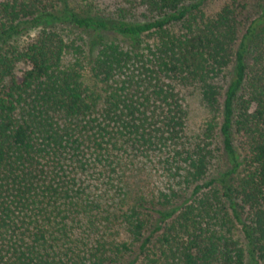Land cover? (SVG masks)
Masks as SVG:
<instances>
[{
  "label": "trees",
  "instance_id": "trees-1",
  "mask_svg": "<svg viewBox=\"0 0 264 264\" xmlns=\"http://www.w3.org/2000/svg\"><path fill=\"white\" fill-rule=\"evenodd\" d=\"M209 1L0 0V264H264V0Z\"/></svg>",
  "mask_w": 264,
  "mask_h": 264
},
{
  "label": "rangeland",
  "instance_id": "rangeland-1",
  "mask_svg": "<svg viewBox=\"0 0 264 264\" xmlns=\"http://www.w3.org/2000/svg\"><path fill=\"white\" fill-rule=\"evenodd\" d=\"M99 1H100V3L98 5L102 8H105V7L113 8V6H114L113 0H99ZM234 1H236V0H212V1H209V2L204 4L203 10L208 15H213V14L217 13L218 11H220L224 6L231 4ZM239 1H244V0H238L237 2H239ZM250 1L253 4L255 3V0H250ZM81 5L84 7V3H82ZM250 8H251V4H250ZM23 68H25V66H20V69H23ZM192 105H193L194 109L197 108V101L193 102ZM195 114H196V116L194 117V124H195V122L199 121V117H197L198 113H195Z\"/></svg>",
  "mask_w": 264,
  "mask_h": 264
}]
</instances>
